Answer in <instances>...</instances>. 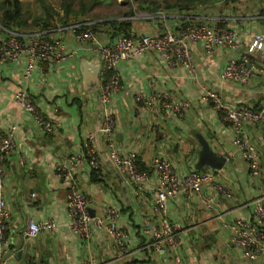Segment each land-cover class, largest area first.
I'll list each match as a JSON object with an SVG mask.
<instances>
[{"label":"crops","instance_id":"1","mask_svg":"<svg viewBox=\"0 0 264 264\" xmlns=\"http://www.w3.org/2000/svg\"><path fill=\"white\" fill-rule=\"evenodd\" d=\"M133 1L136 9L123 8L110 16L92 17L97 41L114 40L131 31L151 32L159 19L156 11L164 10L170 30L190 21L218 23L237 32L236 46L207 52L200 44L190 42L192 70L180 64L169 68L156 50L119 63L121 88L112 96L110 106L116 119L114 137L122 153H136L140 167L150 176L138 187L131 184L113 166L97 137L95 147L101 158L98 173L85 162L73 178L79 188L87 190L86 181L92 179L107 191L119 211L117 223L128 234L126 252L117 250L103 228L91 226L84 239L65 226L69 219L67 182L55 172V164L76 152L88 133L102 124L97 90L84 89L79 67L82 57H97L96 53L68 39L67 48L76 49L72 56L57 63L35 65L27 90L38 110L53 121L51 131L38 126L13 100L14 92L23 86L26 56L0 63V131L13 120L19 124L14 147L4 160L9 212L5 255L9 264H85L88 258L94 264H264V254L246 257L230 238L231 224L238 218H250L254 200L264 195V131L247 122L243 125L259 154L260 171L251 177L246 160L235 148L228 120L202 98L208 88L229 105L260 108L264 100V38L259 48L252 47L251 41L254 34H264V0H217L210 4L203 0L187 8L151 9ZM102 2L118 7L129 4L128 0H99ZM136 10L153 12L138 14ZM1 34L5 31L0 27ZM244 53L251 59L247 79L222 78L227 62ZM151 89L171 98L187 99L190 104L185 114L165 115L158 109L152 115L146 104L135 100L137 94L147 95ZM204 141L214 154L225 157L220 168L206 163L197 166ZM20 155H25L23 163L18 161ZM153 156L169 160L178 176L191 169H208L231 185L230 196L217 194L205 182L197 193H177L167 200L169 219L184 228L179 247L168 253L154 251L143 232L144 224L155 218L152 204L156 175L149 166ZM90 193L91 214H103L106 197L94 189ZM46 218L55 222L51 230L34 237L25 235L30 220Z\"/></svg>","mask_w":264,"mask_h":264},{"label":"built area","instance_id":"2","mask_svg":"<svg viewBox=\"0 0 264 264\" xmlns=\"http://www.w3.org/2000/svg\"><path fill=\"white\" fill-rule=\"evenodd\" d=\"M158 21L151 32L131 31L119 34L114 40L97 41L95 21L85 18L69 21L53 28L36 31H20L6 28L0 35V63L14 61L26 56L22 72L23 86L13 94V100L19 108L27 112L33 121L45 131H51L53 124L42 114L27 90V85L35 65L57 63L73 55L76 49L67 48V40L72 39L86 45L96 53L100 60L99 86L96 88L98 101L102 109V124L90 131L80 148L68 154L64 160L55 164V172L64 181L66 187V206L69 219L65 226L81 238H87L91 226L103 228L119 252L127 251V231L117 223L119 211L111 197L106 194L97 180L88 179V189L79 188L74 181V172L83 163H88L94 173H98L101 158L95 147L96 138L100 137L106 154L118 172L126 175L127 180L138 187L150 176L148 170L140 167L135 152L122 153L114 137L116 119L110 106L112 96L121 88L119 63L133 59L147 52L156 50L169 68L180 64L193 69V55L190 42L200 44L207 52L217 47L236 46L237 32L218 23L208 24L205 21H190L175 31L169 29L165 20V11L157 10ZM264 34H254L252 47H261ZM251 59L246 53L227 62L222 78L245 81L250 73ZM202 98L228 120L234 133L233 143L236 150L246 160L249 175L255 177L259 171V154L255 143L245 134L244 123L259 127L264 131V100L260 108L252 109L242 104L229 105L217 92L205 89ZM137 102L146 104L152 115L160 109L165 115L181 117L189 107L187 99L171 98L165 93H156L153 89L147 95L137 94ZM19 124L13 120L3 131H0V264H9L5 255L8 242L9 212L6 206L4 188V160L14 147V138ZM18 161L23 163L25 155H20ZM149 166L156 175L155 198L152 204L153 220L147 221L143 232L149 237L148 245L157 253L175 251L181 243L184 230L178 222L169 219L167 215V200L177 193L191 194L199 192L205 182H209L214 191L222 196L231 195L229 181H220L214 171L208 169H191L183 176H178L173 164L160 156H153ZM91 189L106 197L103 214H91L93 202ZM264 195L254 200L250 218L236 219L232 224L231 242L241 253L249 258L264 254ZM55 226L52 218L30 220L25 229V235L34 237L39 233L51 230ZM85 264H94L91 258L84 260Z\"/></svg>","mask_w":264,"mask_h":264},{"label":"trees","instance_id":"3","mask_svg":"<svg viewBox=\"0 0 264 264\" xmlns=\"http://www.w3.org/2000/svg\"><path fill=\"white\" fill-rule=\"evenodd\" d=\"M117 1V0H114ZM147 9L165 6L187 8L196 1L203 0H137ZM36 11L33 14L30 6L23 0H0V24L6 28L20 31L49 29L69 21L85 19V13L92 9L99 0H57V7L50 0H35ZM42 9L39 10L40 8ZM39 10V11H37Z\"/></svg>","mask_w":264,"mask_h":264},{"label":"water","instance_id":"4","mask_svg":"<svg viewBox=\"0 0 264 264\" xmlns=\"http://www.w3.org/2000/svg\"><path fill=\"white\" fill-rule=\"evenodd\" d=\"M99 65L100 60L97 57L86 58L82 57L79 61V67L82 75L83 87L86 90L96 89L99 86ZM225 161V157L222 155H216L212 152L206 141L202 142V148L200 151V158L197 163L198 167H201L204 163L209 164L212 167L220 168Z\"/></svg>","mask_w":264,"mask_h":264},{"label":"rangeland","instance_id":"5","mask_svg":"<svg viewBox=\"0 0 264 264\" xmlns=\"http://www.w3.org/2000/svg\"><path fill=\"white\" fill-rule=\"evenodd\" d=\"M52 1V3L57 7L58 4H56L57 0H50ZM129 4L127 5V7H118V5H115L114 3H107V2H102V3H98L96 4L92 9H90L89 11H87V13H85V17H87L88 19H91L93 21H95L93 18L95 17H99V16H110L113 14H116L117 11L119 10H124L123 8H127V10L136 9V5L134 3L133 0H128ZM209 4L213 3L217 0H206ZM24 5H28L31 8L32 13L34 14L36 9L35 7H37L38 5L35 4V0H23ZM40 8V7H39ZM122 8V9H120ZM39 10L42 11V9L40 8ZM37 10V11H39ZM43 12V11H42ZM135 12H137L138 14H149L150 12L153 11H148V10H136ZM91 17V18H90ZM93 17V18H92Z\"/></svg>","mask_w":264,"mask_h":264}]
</instances>
